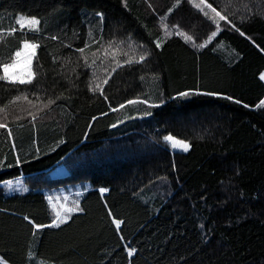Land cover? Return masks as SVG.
Returning a JSON list of instances; mask_svg holds the SVG:
<instances>
[{
    "label": "trees",
    "instance_id": "obj_1",
    "mask_svg": "<svg viewBox=\"0 0 264 264\" xmlns=\"http://www.w3.org/2000/svg\"><path fill=\"white\" fill-rule=\"evenodd\" d=\"M206 3L227 20L187 0H0L4 28L41 21L33 82L0 81L5 264H264V0ZM18 178L28 193H10ZM83 183L67 201L81 210L35 228Z\"/></svg>",
    "mask_w": 264,
    "mask_h": 264
},
{
    "label": "snow or ice",
    "instance_id": "obj_2",
    "mask_svg": "<svg viewBox=\"0 0 264 264\" xmlns=\"http://www.w3.org/2000/svg\"><path fill=\"white\" fill-rule=\"evenodd\" d=\"M181 0H176V5L178 6ZM189 3H193L194 7L199 9L203 14L208 17L209 19L213 20V22H216V17H218L220 20H227V17L225 15H222L215 7H213L211 4H207L206 0H200V3H194V0H187ZM201 5H206L208 9L211 10L212 13H214V16H209V13L204 10ZM174 6V7H175ZM173 11L172 8L169 9V13ZM101 16V19L103 18L102 14H97ZM164 19V17H162ZM40 24L41 21L35 16H25L20 15L19 17L15 18V24L13 26H9L8 28H4L2 24H0V46H7L8 45V38L12 37L18 41L17 47L12 51L9 58L5 60L3 57H0V67L3 69V73L0 74V81H6L12 84H31L35 78L36 73L33 71V61L34 59L37 60V68H39L38 64V56H37V49L41 47L39 42L35 39V34L40 32ZM18 26V27H17ZM239 31V29H236ZM21 33V36L17 37V32ZM33 33V39L28 38V33ZM180 35L184 36L186 41H191L192 37L185 35L183 32L179 33ZM217 35L216 31H213L211 36L208 38V41H206L204 44L200 45H194L196 47L203 48L207 45L208 42L212 40ZM243 35V33H241ZM51 39H57V37H51ZM87 47V45H86ZM111 47V45H109ZM157 47H160V44H157ZM81 54L84 53L85 49H77ZM144 60V57H140V61L142 62ZM131 61H129L130 63ZM117 66L119 67V62L117 63ZM115 71V69H113ZM261 80H264V74L260 76ZM104 83H107V80L104 81ZM93 91H100V94L103 95V89L100 88V85H96V87L93 89ZM190 93L184 92L180 93V96H188ZM16 100H19L20 97H16ZM107 99V97H105ZM14 102V101H12ZM137 102H145L146 101H129V103H137ZM238 102V101H237ZM264 106V101H261V104L258 105V107ZM123 107V105H121ZM115 110V109H114ZM33 119H35V116H33ZM6 124L0 123V128H6ZM8 135L11 136V131H8ZM164 141L170 143L172 148H180L183 151H188L190 148V145L182 140L176 139L172 135H166L163 137ZM62 142V141H61ZM27 189H25L26 191ZM108 189L101 188L100 192L104 193L107 192ZM49 203L51 204V198H49ZM52 209L55 212V219L52 221L51 224L48 225H40L35 224L36 229H41L44 227H60L61 224L65 223L68 219V213L72 212V208H65L63 214L57 210V206L52 204ZM76 210H81L76 208ZM111 215V213H109ZM25 219H28L25 217ZM31 222V221H30ZM112 223L115 225L117 231H119L121 224L123 221L119 219L113 218ZM135 252V249H128V255L131 257ZM0 264H5L4 261L0 260Z\"/></svg>",
    "mask_w": 264,
    "mask_h": 264
},
{
    "label": "rangeland",
    "instance_id": "obj_3",
    "mask_svg": "<svg viewBox=\"0 0 264 264\" xmlns=\"http://www.w3.org/2000/svg\"><path fill=\"white\" fill-rule=\"evenodd\" d=\"M95 51H96V49H92L91 52H95ZM37 54H38V49H37ZM34 61H35V59H34ZM34 61H33V65H34ZM33 71H34V69H33ZM176 139H178V138H176ZM184 142H186V141H184ZM186 143H188V142H186ZM168 144L170 145V143H168ZM170 147H171V145H170ZM171 149L173 151L185 152V151H183L180 148H175L174 149V148L171 147ZM190 149H191V146H190L189 150ZM188 151H186V152H188ZM58 168L59 169L54 171V174L59 175V174H62L63 172H65V170L63 168H61V165ZM7 184H8V187L10 188V193L11 194H25V193L29 192V188L25 185V183H24L22 178L10 180ZM25 189H27V190L25 191ZM84 189H86V190L90 189V183H83V184H80V185H77V186H74V187L62 188V189L58 190L57 192L49 195L48 196V200H49V198H51V205L52 204L56 205L57 206V210H59L62 214H63L65 208H72L73 211L68 213V216H69V219H70L71 213L77 211L76 209L73 208L72 205H74V204H72V203L76 204L77 202L73 198L70 201L71 204L67 205V201L69 199H71V195L72 194H76L77 196H80L83 193L82 190H84ZM157 197L159 198L158 195H157ZM69 219L67 221H69Z\"/></svg>",
    "mask_w": 264,
    "mask_h": 264
}]
</instances>
